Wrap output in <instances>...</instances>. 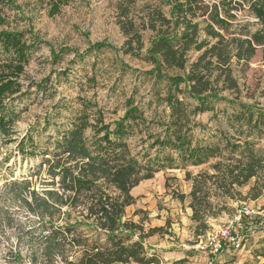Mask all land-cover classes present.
Returning <instances> with one entry per match:
<instances>
[{
    "label": "rangeland",
    "instance_id": "rangeland-1",
    "mask_svg": "<svg viewBox=\"0 0 264 264\" xmlns=\"http://www.w3.org/2000/svg\"><path fill=\"white\" fill-rule=\"evenodd\" d=\"M252 1L202 0L208 7L207 14L193 19L199 24L200 36L205 37L203 27L210 23L208 14L213 13L214 6L219 17L227 22L226 30H220L226 38L244 37L246 30L259 28L258 18L249 8ZM168 2L0 0V31L21 32L24 34L22 42L28 45L25 60H19L12 49L5 50L0 43V81L15 82L0 103V112L13 117L12 135L0 134V264H67L80 256L81 245L71 244L68 239L61 253L46 249L45 235L53 226L74 223L81 216L78 215L80 207L74 209L69 203L58 205L53 198L48 199L47 207L41 205L47 190L62 191L58 187V176L52 178L47 173L41 151L50 146L49 141L57 132L70 127L82 106H86L84 113L88 115L84 134L92 144L93 128L102 124L113 127L114 120L123 115L127 100H131L143 119L134 123L126 142L134 154L146 149L152 156L156 152L157 146L150 149L147 142H142L148 132L161 129L157 121L167 118V108L157 101L158 93L167 92V82L155 80L146 73L152 65L144 59L145 47L154 32L142 30L144 47L138 52L124 53L119 48L126 37L117 23V13L120 5H126L128 17L139 23L149 7H158L168 16L171 8ZM96 41H106L119 50L104 48L81 53ZM61 49L59 57L52 56ZM229 62L242 89L241 99L252 102L253 98L247 96H256L262 87L261 48L251 56L233 54ZM176 72L167 70L169 74ZM257 99L264 103L263 98L257 96ZM210 104L218 110L217 116L212 117V111L197 115L198 124L193 127L191 136L193 144L218 143L221 152L202 164L191 165L182 162L174 149L164 147V154L171 156V161L152 178L137 185L135 202L125 210V218L142 223L145 230L152 225L162 227V233L172 237L154 233L144 239L147 249L161 243L162 250L169 252L168 256L171 253H175L174 258L182 255L176 260H164L158 252L155 264H260L264 261V236L259 234L248 238L240 249L226 247L215 257L194 248L198 236L227 224L242 204L264 208V187L256 197L255 191L250 190L255 178L239 187L240 194L234 197L212 195L210 201L215 204L213 210L217 214L207 216L200 225L191 219V210L190 215L187 214L190 197L186 196L183 201L173 197L175 192L187 195L190 191L191 180L185 177L187 171L192 175L204 171L212 173L211 164L230 151L223 147L219 132L231 129L222 113L230 114L232 107L226 102ZM147 127L150 129L146 130ZM259 144L264 146V137ZM196 226H199L197 232ZM73 234L89 242L95 237L94 230L86 224L76 226Z\"/></svg>",
    "mask_w": 264,
    "mask_h": 264
},
{
    "label": "trees",
    "instance_id": "trees-1",
    "mask_svg": "<svg viewBox=\"0 0 264 264\" xmlns=\"http://www.w3.org/2000/svg\"><path fill=\"white\" fill-rule=\"evenodd\" d=\"M168 4L171 7L168 16L158 7H149L139 23L128 17L126 5H120L117 13V23L126 37L119 48L124 53L138 52L144 47L142 30L154 32L145 47L144 59L152 65L146 73L155 80L167 82V92L157 94V101L167 108V118L157 121L160 130L148 132L142 140L150 149L157 146L154 155L148 149L134 154L126 142L134 123L143 119L138 106L131 100H127L123 115L114 120L113 127L102 124L93 128L92 144L84 134L88 115L84 113L86 106H82L70 127L57 132L49 141L50 146L41 151L47 173L52 178L58 176V187L62 190H47L41 205L47 207L48 199L53 198L58 205L69 203L74 209L80 207L78 215L81 218L71 224L53 226L45 235L46 249L49 250L61 253L66 239L71 244L81 245L80 256L67 264L157 263L154 254H147L144 239L162 233L163 228L145 230L142 223L125 218V208L136 199L131 189L142 180L152 178L166 162L171 161V156L164 154V147L174 149L182 162L191 165L202 164L221 152L218 143L202 144L199 141L193 144L191 136L193 127L198 124L197 115L212 111V117L217 116L218 110L210 104L212 101L226 102L232 107L230 114L222 113L231 129L219 132L223 147L230 151L211 164L212 173L204 171L192 175L187 171L185 177L191 180L190 191L187 195L175 192L173 197L181 201L190 197L191 219L200 225L207 216L217 214L213 210L215 204L210 201L212 195H239L238 188L251 178H255L250 189L255 191L254 197L264 187V146L259 144L264 137V103L257 99V96L264 99V67L260 75L262 87L256 96L249 94L247 97L253 101L247 102L241 99L242 89L229 62L233 54L251 56L260 47L264 66V0H253L249 7L258 18L260 27L251 32L246 30L244 37L229 38L220 32L226 30L227 22L219 17L216 6L212 8L213 13L208 14L210 23L203 27L205 37H201L199 24L193 19L207 14L208 7L202 0H169ZM23 35L21 32L0 31L1 45L5 50L12 49L19 60H25L28 46L22 42ZM104 48L119 50L106 41H96L81 53ZM62 51L53 52L52 56L57 58ZM168 69L178 72L169 74ZM13 86L14 80L0 81V103L4 93ZM12 121V115L0 112V134L12 135ZM82 224L94 230L92 241L73 234L75 227ZM198 228L196 226V232ZM70 234L73 236L68 238Z\"/></svg>",
    "mask_w": 264,
    "mask_h": 264
},
{
    "label": "built area",
    "instance_id": "built-area-1",
    "mask_svg": "<svg viewBox=\"0 0 264 264\" xmlns=\"http://www.w3.org/2000/svg\"><path fill=\"white\" fill-rule=\"evenodd\" d=\"M264 236V208L242 204L233 218L198 236L194 248L205 255H216L226 247L240 249L253 235Z\"/></svg>",
    "mask_w": 264,
    "mask_h": 264
},
{
    "label": "crops",
    "instance_id": "crops-1",
    "mask_svg": "<svg viewBox=\"0 0 264 264\" xmlns=\"http://www.w3.org/2000/svg\"><path fill=\"white\" fill-rule=\"evenodd\" d=\"M136 187H137V185L135 186V187H133L132 189H131V194L134 196V197H136V192H138L137 190L135 191V189H136ZM132 205V204H131ZM131 205H128L126 208H125V210H127L128 209V207L129 206H131ZM187 209V214L188 215H190V213H191V209L188 207V208H186ZM129 219H131V218H129ZM132 220H134L135 221V219H133L132 218ZM162 223L163 222H160L159 223V225H162ZM150 227H153V225L152 226H150ZM169 231H171V229H169ZM161 235L162 236H164V237H168V238H172V237H170V236H168V234H166V233H161ZM162 244L160 243V244H158V245H152V247H149L148 249H147V247H146V245H145V243H144V246H145V248H146V250H147V254L148 255H150V254H154L156 257H157V253L159 252L160 254H161V257H162V259H164V260H168V259H179L180 257H182V255L181 256H175V258H174V254L175 253H171V255H167V254H169V252L168 251H164V250H162V246H161ZM211 257H215V255H212Z\"/></svg>",
    "mask_w": 264,
    "mask_h": 264
}]
</instances>
